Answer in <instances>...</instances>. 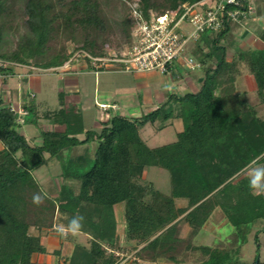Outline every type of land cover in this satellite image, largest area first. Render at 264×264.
<instances>
[{
  "label": "trees",
  "instance_id": "16d2710c",
  "mask_svg": "<svg viewBox=\"0 0 264 264\" xmlns=\"http://www.w3.org/2000/svg\"><path fill=\"white\" fill-rule=\"evenodd\" d=\"M197 1L166 0L160 9L156 0H139L138 7L147 20L151 9L160 15L176 8L181 11L182 4ZM238 1L228 7L248 11L250 0ZM5 2L0 0V15ZM24 13L27 34L14 50L0 52V60L45 69L63 66L69 57L65 49L45 59L49 42L61 33L72 34L76 41L78 31L83 32L85 41L77 42V49L88 48L93 57L109 54L97 39L98 30L107 29L97 0H26ZM231 26L232 22L225 20L218 32L205 31L195 42L193 55L201 63L198 68L204 69L197 91L169 94L140 116L114 113L99 131L85 130L80 106H67L61 100L58 109L44 116L57 117L64 129L41 128L42 143L33 145L17 127L38 123L37 105L26 104L27 113L21 114L5 105L0 96V264H48L32 260L34 253L47 252L42 236L58 233L77 213L84 217L79 233L87 236L86 242H75L67 256L55 250L60 254L59 264H119L121 256L116 252L127 248L135 250L139 259L153 262L237 263L228 251L208 246L197 247L204 255L196 263L181 258L186 247L196 248L191 240L216 208L234 226L264 218V195L250 192L244 174L252 161L264 162V117L244 94L235 91L237 68L235 62L226 60V47L221 44ZM3 33L0 21V44ZM126 34L130 36L129 26ZM89 55L86 61L93 65ZM239 59L248 63L257 94L264 101V48L241 52ZM209 61L212 64L207 65ZM12 71V65L0 66V73ZM20 117L23 122L18 121ZM174 117L184 124L175 141L150 146L141 136L146 125L161 129ZM80 133L84 138L77 137ZM95 139L97 148L90 164L79 166L82 159H62L56 193L43 190L34 174L37 168L58 157L63 149ZM75 163L78 166L73 167ZM150 166L168 171V193L144 177ZM34 194L43 197L41 205L33 204ZM178 197L188 200L186 207L176 205ZM119 203H124L125 246L120 245L117 234L114 207ZM183 222L188 228L185 232ZM60 236L70 239L71 233ZM251 264H263L258 254Z\"/></svg>",
  "mask_w": 264,
  "mask_h": 264
},
{
  "label": "rangeland",
  "instance_id": "374dc122",
  "mask_svg": "<svg viewBox=\"0 0 264 264\" xmlns=\"http://www.w3.org/2000/svg\"><path fill=\"white\" fill-rule=\"evenodd\" d=\"M25 1L26 0H6L5 2L3 12L0 15V21L4 25L3 40L0 44V52L8 53L14 50L21 38L24 37L28 32L24 13ZM97 2L102 15L107 20V29L105 31L98 30L97 39L100 40V42L108 50L109 54L107 56H111L112 54H116L118 56L120 55L122 49L127 44H130L133 40V14L131 5L138 4L139 0H97ZM165 2L166 0H156V4L160 9H162ZM151 11L155 13L153 9H151ZM128 26L130 36L126 34V28H128ZM182 27L186 33L190 32L193 28L189 21H184L182 23ZM71 35L72 34L61 33L49 42V52L45 56V59L49 58L52 54L65 49L67 53H69V67L73 64L75 68H71V72L69 73H64L65 70H68V68L64 65L46 70L45 68H42L44 71L40 73L44 81V87L40 92H35L37 95L36 101H41V105L39 107L40 113L56 110L61 106V100L64 102V98L60 92V89L65 88V92L63 93L64 95L69 94V89L66 88L65 82L67 75L78 78V81L80 82L79 94L81 96V101L83 102L84 122L88 126H91L93 121L97 120V118H99L101 115L107 117L106 114L110 116L114 113H121L128 116H139L147 112L146 110H150L152 108L151 106L145 107L146 102L143 100L142 103L141 101L147 96V94L151 96L152 90L159 85L161 86L162 82L156 81L155 84L151 83L150 89H143L144 91L142 90L143 92L140 93L141 96L143 95L142 99L141 97L137 96L136 92L132 93V95H124V93L121 92L119 88L124 87L126 83H132L131 75L121 71L103 72V70H101V73L99 72V74L95 76V71H93L95 70V67L91 64H88L85 58V56L88 57L89 55L88 48L77 49L75 47L77 42L83 43L85 41L83 32L80 33V31H78L75 34L77 35L76 38H78L76 41L73 40ZM87 40L88 39H86V41ZM89 42L90 41L88 40L86 43L89 45ZM192 44L193 42H189L188 47L191 46V50H194L196 44ZM185 55L188 57V53ZM194 57L198 58L197 55H194ZM84 64L86 66H83ZM14 68H18L20 70H31L25 66H13V69ZM187 70L188 74L195 75L202 74L204 71L203 68H187ZM134 74L139 73L134 72ZM159 76L163 79V75L159 74ZM254 82L255 81L253 78V83ZM22 85L24 86L23 90L26 91V84L23 82ZM96 86L98 87V90H96ZM110 93L114 95L110 96ZM250 101L251 103L257 104L260 102V98H258V96H254V98ZM101 102H105L109 105L113 104V102H116L118 104V109L114 110L110 108L108 111H104L101 107H99ZM131 102H133L132 106L129 105ZM134 106L136 109H134ZM261 110V116L264 117V108ZM175 128L177 127L173 126L168 128L167 131L158 132L153 138L147 139L148 144L150 146H154L162 144L163 142H168L169 140H173L175 136ZM154 130V127L150 126V124L146 125L142 131V136L147 138L146 133H150ZM95 141L97 140L95 139ZM88 146L91 147V149L87 151L88 154L86 153V157L82 159L83 162L79 163V166L85 162L90 164L92 161L95 143H89ZM62 159H67L64 152H61L58 157L50 160L48 164V166L51 168L50 172L44 174L42 176L43 178H40V183L42 184L43 190L49 192L50 194L56 193L55 188L53 189L51 187L53 185H49V183L60 178L59 172L62 170V167H58V165L61 166ZM53 164L56 165V167H54ZM75 166H78V164H73V167ZM256 166H264V162L257 163ZM147 171L148 178L145 177V174L144 177L149 181L151 180L156 188L165 193L170 191V175L167 170L156 166H150ZM122 206L123 203L118 205V209ZM214 235L215 244L222 247L223 250L228 251L233 257L237 258L238 261L236 264H251L257 254L264 264V218L241 226H234L230 222H224L222 225L215 228ZM123 253L124 255L122 257L124 262L122 264H173L167 259H160L156 262L151 261L152 263L139 261V257L136 255L135 250L131 251V249H124ZM181 258H184V261L188 262L189 260L194 259L200 260L203 258V256L200 254L199 256H182Z\"/></svg>",
  "mask_w": 264,
  "mask_h": 264
},
{
  "label": "crops",
  "instance_id": "0c3cea01",
  "mask_svg": "<svg viewBox=\"0 0 264 264\" xmlns=\"http://www.w3.org/2000/svg\"><path fill=\"white\" fill-rule=\"evenodd\" d=\"M250 2L253 5V12L251 13V15H249L247 18H245L242 21L232 23L230 31L226 34L221 44L226 47V60L230 62H235L234 64L236 65L237 68V71H235L236 68L234 69L235 91L244 94L248 102L255 106L258 115L261 116L262 113L261 109L264 108V101H261L260 99V102L257 104L251 103L250 101L251 99L254 98V96H258V98H260L259 95L257 94L256 82L253 83L254 75L251 73L248 63L245 60L239 59V55L241 52L254 51L264 48V0H250ZM187 53L188 56L191 55L194 57L193 50H191V46L187 48ZM210 64H212L211 61H209L207 65ZM83 66L86 65L84 64ZM71 68H75V66L73 64L70 65V68H68V70L65 71L63 70L64 73L71 72L70 70ZM101 70H103V72L121 71L130 74L132 78V83L131 84L126 83L124 87L119 88V90L123 92L124 95H128V94L132 95V93L136 92L137 96L141 97V99L143 95L141 96L140 93L146 89H150L151 83L155 84L156 81L162 82L161 86L159 85L158 87H155L152 90L151 96L147 94V96L143 98L141 101L142 103L143 100L146 102L145 107L151 106L152 108L150 110L156 108L161 102H163L167 98L169 94L176 93L180 95L191 91H197L201 86L204 76L203 74L204 71L202 74H198V75L188 74V70L183 62L174 63L172 69H170L166 73H160L157 71H145V72H138L139 74H134V72L120 69L119 65L117 64L115 68L108 67L104 69L93 70L95 71V76H97L99 72L101 73ZM42 71H44V69H42L41 67H36L31 70H20L18 68H14L12 72L0 73V96L5 105L10 106L11 108L17 111L23 110L25 105L28 103H35L37 105V111L40 116L38 123L37 124L22 123L19 127H17L18 131L24 134L28 139V141L33 145L34 144L40 145L42 143V138L40 136L41 128L63 130L65 127V125L61 123L57 117L46 118L44 115L48 111L45 113L43 112L40 113L39 107L41 105V101L39 102L36 101L37 95L35 94V92H40L44 87L43 86L44 81L40 73ZM159 74L163 75V79L160 78ZM23 82L27 86L26 91L23 90L24 88V86L22 85ZM65 82H66V88L69 89L68 90L69 94L64 95L63 93L65 92V88L60 89V92L64 98V104L67 106H73V105L77 107L80 106L83 117L84 129L85 130L93 129L99 131L102 127V122L107 120L111 115L109 116L108 114H106L107 117L101 115L99 118H97V120L93 121V124L91 126L86 125V123L84 122L83 102L81 101V96L79 94L80 82L78 81V78H74L73 76L70 75H67ZM97 88L98 87L96 86V90H98ZM113 95L114 94L110 93V96ZM101 103H105V102H101ZM113 104L117 105V108H113V109L114 110L118 109V104L116 102H113ZM129 105L132 106L133 102L129 103ZM134 109H136L135 106ZM150 110H146V111L148 112ZM150 126L154 127L155 130L150 133H146L147 138L142 136V131L145 127L141 129V136L146 140L147 143H148L147 139L153 138L158 132L167 131L168 128L173 126L177 127L175 128L174 138L172 136L173 140H169L168 142H163L162 144L175 141L177 139V134L180 131H182L184 128L183 120L178 117L171 118L167 122V125L161 129H157L154 125H150ZM84 136L85 135L83 133L77 135L79 139L84 138ZM89 143L92 144L95 143V148L93 153L94 156L97 148V141L95 140L91 142L89 141L88 143L67 147L63 149L62 152H64L67 159H69V157L71 156L70 160L72 161L76 159H83L84 157H86L85 156L86 153L88 154L87 151L91 149V147L88 146ZM0 148H1V144H0ZM45 155L47 156L48 154L45 153ZM50 160L52 159H49L46 164L40 166L34 171V174L36 178L39 180V182H40V178L44 174L50 172L51 168L48 166ZM54 167H56V165H54ZM58 167L61 166L58 165ZM147 170L145 171L146 178H148ZM60 174L61 171L59 172V177ZM58 181L59 179H55L53 180V182L49 183V185L51 184L53 185L51 187L53 189L55 188V191L57 190ZM175 202L176 205L181 208L186 207L188 204V200L183 197L176 198ZM120 204L121 203L115 205L114 210H115L116 219L118 221V227H117L118 241L121 246H125L127 241L125 240V235H124L125 233L124 203L123 206L118 209V205ZM224 222H229V221L224 216L223 212L219 208L214 209L211 215L209 216L208 220L203 225V227H201V229L196 233V235L191 240V242L196 246V248L193 249L192 247H188V248L186 247L183 254L185 256H194V255L199 256L200 254L203 256L204 254L202 250L200 248H197L200 246H208L210 248L222 249V247L217 246V244H215L214 233H215V228L217 226L222 225ZM181 227L183 232L187 231L188 229L184 222L181 223ZM86 237H87L86 235H83L82 233H78L76 235L71 234L70 239L69 238L64 239L57 232H49L48 234L42 236V242L46 246L47 252L34 253L32 255V260L42 263H48V264H59L60 254L65 256L70 255L74 249L75 242L85 243ZM140 247H142V244L138 248ZM129 249L130 248H127L126 250ZM55 250H60V254L55 253L54 252ZM123 251L124 249L120 250L119 252H116L117 254L120 253L121 256L119 264H122L124 262V259L122 257L124 255ZM139 261L151 262L149 260H142V259H139ZM198 261L199 260L194 259V260H189L188 263H196Z\"/></svg>",
  "mask_w": 264,
  "mask_h": 264
},
{
  "label": "built area",
  "instance_id": "2783aa9c",
  "mask_svg": "<svg viewBox=\"0 0 264 264\" xmlns=\"http://www.w3.org/2000/svg\"><path fill=\"white\" fill-rule=\"evenodd\" d=\"M238 5V0H200L194 3L182 4L179 8L165 11L156 15L149 10V18H143L138 4L131 5L133 14L132 35L133 40L127 44L120 55L93 57V65L96 67H116L131 72L157 71L166 73L169 67L176 62H183L188 69H196L201 63L193 56L186 57L188 43H195L205 31L218 32L224 27L225 20L239 22L247 18L253 12L250 4L248 11L231 9L229 5ZM184 21H189L193 28L185 32L182 27ZM70 61L64 64L69 67ZM116 64V65H115ZM25 66L29 69L35 66L17 62L0 60V66ZM104 111L117 108L116 104L100 103ZM26 114V110H20ZM23 122V118L18 119Z\"/></svg>",
  "mask_w": 264,
  "mask_h": 264
},
{
  "label": "clouds",
  "instance_id": "9594fccd",
  "mask_svg": "<svg viewBox=\"0 0 264 264\" xmlns=\"http://www.w3.org/2000/svg\"><path fill=\"white\" fill-rule=\"evenodd\" d=\"M246 178L248 187L254 195H264V166H256V161H252L246 169ZM33 204L39 206L43 203V197L40 194H34L32 197ZM84 217L79 213L75 214L69 221L67 227L61 226L57 229L62 236L71 233L76 235L83 228Z\"/></svg>",
  "mask_w": 264,
  "mask_h": 264
}]
</instances>
